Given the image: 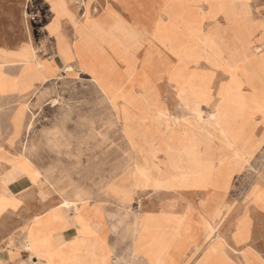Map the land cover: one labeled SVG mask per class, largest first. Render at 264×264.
Listing matches in <instances>:
<instances>
[{
	"label": "rangeland",
	"instance_id": "1",
	"mask_svg": "<svg viewBox=\"0 0 264 264\" xmlns=\"http://www.w3.org/2000/svg\"><path fill=\"white\" fill-rule=\"evenodd\" d=\"M182 2H174L175 22H156L143 14L136 19L166 48L147 55L154 64L145 59L146 53L142 67L128 55L124 71L112 66L114 71L106 73L100 68L101 55L94 54L87 58L94 80L67 68L59 79L43 83L37 77L27 92L12 93L5 88L3 73L6 57L12 54L0 49V147L13 141L16 156L6 160L10 168L0 182L7 186L23 173L32 174L27 176L36 185L32 190L51 196L48 206L73 199L77 191L89 194L93 202L111 208V237H125L124 258L131 255L126 228L135 217L140 216L145 234L158 237L160 244L170 235L163 212L179 200L169 192L173 188L224 193L216 204H210L204 192L189 195L191 205L201 204L213 220H202L212 239L230 238L235 228L234 240L246 241L249 198L264 207V138L260 143L255 136L257 125H264V78L250 68L258 64L264 70V0H224L226 14H220L216 0H189V47L184 53L177 29ZM236 6L245 7V12L232 11ZM22 10L20 4L0 1V47L18 48L26 32L34 39L40 25ZM136 36L127 31L129 53L141 46ZM15 55L30 63L25 67H40L31 47ZM103 62L112 64L105 58ZM25 72L22 69L20 77ZM117 77L128 81L121 97ZM137 77L141 82L135 84L132 78ZM25 157L34 166H26ZM39 172L41 180H33ZM110 180L135 195L128 209L105 193ZM22 191L15 187L19 197ZM34 207L31 198L25 211L21 207L8 222L22 224L28 208ZM256 220L264 222L259 216ZM256 233L261 237L264 229Z\"/></svg>",
	"mask_w": 264,
	"mask_h": 264
},
{
	"label": "crops",
	"instance_id": "2",
	"mask_svg": "<svg viewBox=\"0 0 264 264\" xmlns=\"http://www.w3.org/2000/svg\"><path fill=\"white\" fill-rule=\"evenodd\" d=\"M0 1L20 4L23 15L32 13L37 20L36 23L40 25L34 39L33 35L31 38V34L26 32L18 48L0 47L1 50L12 54L6 57L7 62L3 67V73L7 75L5 88L12 93L27 92L33 87L32 81L37 77L43 80V83L59 79L67 68H74L88 80H94L87 64V58L94 57V54L101 55L97 58L101 59L100 68L106 73L114 71L112 66L117 67L118 71H124L128 55L134 60L133 63L137 62L140 65L146 57L149 63L154 64L152 58L147 55L164 52L165 47L154 39L152 34L151 37L147 35V28L142 27L136 19L143 14L150 15L152 21L175 22L176 15L173 8L175 0ZM153 1H157L158 4ZM216 1L220 14H226L229 6L224 7V0ZM155 6L156 9H153ZM182 7V13H179V16L177 14L179 17L177 29L181 33L179 36L182 38L184 53L189 47V0L186 2L183 0ZM174 28L173 25L172 29ZM127 31L134 32L137 35L135 38L141 44L131 53L126 50ZM147 46H150L149 50ZM29 47L33 48L40 67H25L30 63L27 60L20 61L15 55ZM104 58L112 64H105ZM172 68L170 67L171 70ZM22 69L26 72L20 77ZM117 79L120 82L121 97L124 95L123 84L128 81L127 77ZM132 80H135L132 81L135 84L141 82L139 77ZM156 80L153 85H156ZM39 83L41 82H34ZM138 98L143 100L142 96ZM153 100L160 101L155 96ZM257 126L255 133L259 136L255 135L256 141L261 143L264 134H260L264 125ZM12 143L10 140L5 146L0 147L3 150L0 176L10 168L6 160L16 157L11 150ZM28 166H34V163L31 162ZM30 175L32 174L23 173L22 178L12 181L7 186L0 182V264H264V235L260 237L256 233L258 229H264V222L259 223L256 220V216L264 218V207L257 205L254 198H249L245 212L248 213L250 220L249 239L234 240L235 228L230 238L212 239L208 237L207 226L202 223L204 218L210 223L212 220L206 215V211H203L201 204L191 205L189 195L198 190L206 193L204 197L205 199L209 197L210 204H216L224 193L212 188L206 192L201 189L191 191L189 188H173L169 192L177 194L179 200L163 212L170 235H167L160 244L158 237H148L145 234L140 216L135 217L126 228L127 235L132 240L130 259L124 258L121 254L127 245L125 237H111L110 207L91 201L89 194L80 191L74 194L73 199L68 200L72 204L71 210L60 207L62 203L48 206L51 196L46 192L40 194L37 190H32L36 185L27 177ZM35 176L33 180H41L40 172ZM16 186L23 189L22 197L15 193ZM260 188L264 194V180L260 182ZM105 193L126 209L135 200L132 191L118 186L114 180L106 184ZM31 198L35 210L31 211L28 208L27 220L18 226L9 223L8 219H12L21 207L23 212L25 211L26 203H30ZM145 213L159 215L162 212ZM245 213L238 217H243ZM31 214L34 215L30 216ZM5 220L7 222L4 223ZM115 251L119 254H113Z\"/></svg>",
	"mask_w": 264,
	"mask_h": 264
},
{
	"label": "bare ground",
	"instance_id": "3",
	"mask_svg": "<svg viewBox=\"0 0 264 264\" xmlns=\"http://www.w3.org/2000/svg\"><path fill=\"white\" fill-rule=\"evenodd\" d=\"M241 1V0H240ZM233 2V1H232ZM191 6V5H190ZM245 8V7H244ZM244 8H237V6L236 7H234L233 9H232V11H235L236 10V12H245V9ZM204 17V16H203ZM190 35V34H189ZM262 35V34H261ZM263 36V35H262ZM191 37V36H190ZM207 56V55H206ZM205 56V57H206ZM36 57V56H35ZM210 58V57H209ZM209 58H208V60H209ZM206 61V60H205ZM196 68V67H195ZM251 69H252V72L254 73V74H256V76H259V78H264V70H263V68H261V66L260 65H255L254 67H252V65H251V67H250ZM199 69V68H198ZM193 70V69H192ZM196 71H198V70H196ZM222 82V81H221ZM234 91V90H233ZM226 96V95H225ZM221 101V100H220ZM229 102V101H228ZM203 104V103H202ZM209 104V103H208ZM207 105V104H206ZM186 107V106H185ZM187 107H189V106H187ZM214 109V108H213ZM216 110V109H215ZM260 110V109H259ZM190 111V110H189ZM209 112V111H208ZM191 113V112H190ZM200 113V112H199ZM212 113V112H211ZM222 113V112H221ZM227 113V112H226ZM209 114V113H208ZM214 114V113H213ZM204 115V114H203ZM233 115V114H232ZM235 116V115H234ZM172 117V116H171ZM175 118V117H174ZM173 118V119H174ZM215 118V117H214ZM236 118V117H235ZM179 120V119H178ZM213 121H214V119H213ZM171 122V121H170ZM221 122V121H220ZM215 123V122H214ZM186 127V126H185ZM222 129V128H221ZM198 131H199V129H198ZM201 131V130H200ZM203 131V130H202ZM222 131V130H221ZM209 133V132H208ZM226 135V134H225ZM211 136V135H210ZM215 137V136H214ZM226 137V136H225ZM228 138V137H227ZM207 140V139H206ZM217 140V139H216ZM231 142V141H230ZM148 144V143H147ZM132 145V144H131ZM231 146H233V145H231ZM221 148H223V147H221ZM236 148V147H235ZM157 152V151H156ZM161 152V151H160ZM159 152V153H160ZM177 152H179V151H177ZM234 152V151H233ZM167 155V154H166ZM223 155H225V154H223ZM252 155V154H251ZM135 156V155H134ZM161 156H159V158H160ZM242 157V156H241ZM226 158V157H225ZM249 158V157H248ZM131 160V159H130ZM133 161V160H132ZM135 161V160H134ZM148 162V161H147ZM217 162H219V161H217ZM221 162H223V161H221ZM220 162V163H221ZM229 162V161H228ZM136 162H134V164H135ZM248 163V162H247ZM25 164H26V166H28V165H30L31 164V161L28 159V158H26L25 157ZM13 165V164H12ZM138 165V164H137ZM219 165V164H218ZM249 165V164H248ZM141 166V165H140ZM139 166V167H140ZM160 167V166H159ZM240 168H242V167H240ZM220 169V168H219ZM152 171V170H151ZM140 173H142V172H140ZM186 173V172H185ZM134 174H135V172H134ZM194 175V174H193ZM184 176H186V175H184ZM10 177V176H9ZM145 178H146V176H144ZM148 177V176H147ZM10 179V178H9ZM148 180V179H147ZM153 180H154V178H153ZM167 180V179H166ZM165 180V181H166ZM150 181V180H149ZM152 182V181H151ZM155 182V181H154ZM5 183V182H4ZM151 187V186H150ZM153 187V186H152ZM160 187V186H159ZM162 187V186H161ZM166 187V186H165ZM137 189V188H136ZM162 189V188H161ZM258 191V190H257ZM134 192V191H133ZM80 196V195H79ZM92 201V200H91ZM134 201V200H133ZM60 207H62V208H66V209H68V210H71V208H72V204L70 203V202H68V201H63L62 202V204L60 205ZM129 208V207H128ZM220 208V207H219ZM102 211V210H101ZM219 211V210H218ZM220 214V213H219ZM101 215V214H100ZM216 215H217V213H216ZM221 216V215H220ZM144 217V216H143ZM219 217V216H218ZM137 218V217H136ZM216 218V217H215ZM37 219V218H36ZM158 219H159V217H158ZM136 220V219H135ZM156 220H157V218H156ZM177 221V220H176ZM213 221V220H212ZM89 222V221H88ZM103 222V221H102ZM90 223V222H89ZM93 224V223H92ZM228 224V223H227ZM88 225V224H87ZM211 226V225H210ZM215 226V225H214ZM208 229V228H207ZM213 229V228H212ZM215 230V229H214ZM84 231V230H83ZM209 231V230H208ZM93 232V231H92ZM154 234H155V232H154ZM212 234V233H211ZM207 235V234H206ZM162 236V235H161ZM161 236H160V238H161ZM164 236V235H163ZM218 236V235H217ZM166 238H167V236H166ZM218 238V237H217ZM159 239V238H158ZM158 241V240H157ZM166 241V240H165ZM133 242H134V240H133ZM30 244V243H29ZM33 246H35V245H33ZM37 249V248H36ZM38 250V249H37ZM115 253V252H114ZM135 253V252H134ZM226 255V254H225ZM131 257V256H130ZM130 257H127V258H130ZM121 258V257H120ZM131 259V258H130ZM129 259V260H130ZM138 259V258H137ZM155 259H157V258H155ZM140 260V259H139ZM138 260V261H139ZM142 261H143V259H141ZM131 261V260H130ZM132 261H134L133 259H132ZM135 261H137L136 259H135ZM157 262V261H156ZM136 263V262H135ZM144 264V263H143Z\"/></svg>",
	"mask_w": 264,
	"mask_h": 264
}]
</instances>
